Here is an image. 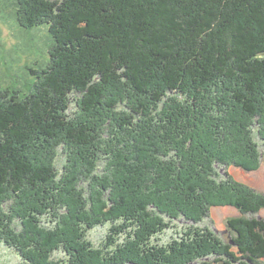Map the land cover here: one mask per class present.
I'll return each mask as SVG.
<instances>
[{
    "label": "trees",
    "instance_id": "obj_1",
    "mask_svg": "<svg viewBox=\"0 0 264 264\" xmlns=\"http://www.w3.org/2000/svg\"><path fill=\"white\" fill-rule=\"evenodd\" d=\"M17 4L52 43L29 92L0 88V242L21 264H264V195L221 173L264 143V0ZM221 206L225 242L198 226Z\"/></svg>",
    "mask_w": 264,
    "mask_h": 264
},
{
    "label": "rangeland",
    "instance_id": "obj_2",
    "mask_svg": "<svg viewBox=\"0 0 264 264\" xmlns=\"http://www.w3.org/2000/svg\"><path fill=\"white\" fill-rule=\"evenodd\" d=\"M17 6V0H0V88L9 90L11 94L17 91L21 96L30 91L36 79V75H33L30 69L47 66L52 40L46 25L32 29L20 27L15 16ZM255 140L258 143L259 154L256 169L246 171L241 167L230 165L221 170V173L228 170L235 182L247 185L255 193L264 195V143L258 137ZM63 163L62 156H59L57 167L61 168ZM240 215L241 213L234 207H215L210 216L198 226L214 229L220 241L225 242L226 239L229 240L228 219ZM246 216L264 219V208L259 213ZM186 225L188 224L165 230L158 236L159 242L169 243L182 229L186 228ZM107 228V226L96 227L89 231L88 237L94 244L100 245L105 238ZM0 264H21L17 250L3 242H0ZM212 264L223 263L217 261Z\"/></svg>",
    "mask_w": 264,
    "mask_h": 264
}]
</instances>
